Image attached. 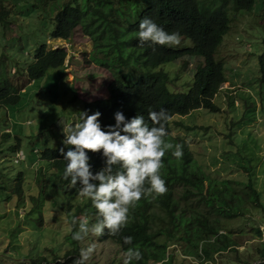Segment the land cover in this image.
<instances>
[{
	"label": "trees",
	"instance_id": "obj_1",
	"mask_svg": "<svg viewBox=\"0 0 264 264\" xmlns=\"http://www.w3.org/2000/svg\"><path fill=\"white\" fill-rule=\"evenodd\" d=\"M29 2L34 3L33 0ZM258 2L260 5H257ZM17 4L22 8L25 3L24 0H17ZM39 4L45 12L46 8L49 10L48 17L53 24L49 38L68 40L75 30L80 29L92 42L91 61L111 74V82L106 87L107 96L83 103L84 112L88 115L101 114L98 121L105 131L108 126L115 125L117 112L123 114L125 122L142 115L149 127L153 126L148 117L150 111L164 110L171 119L198 109L219 112L214 99L227 79L224 63L215 57L232 20L245 12L256 11L264 31V0H132L131 8L126 0H39ZM7 13L5 9L1 11V23L5 22ZM145 18L151 19L169 34L179 32L180 45H140L138 25ZM262 42L264 45V37ZM33 56L29 64L24 62V65L20 64L23 68H17L19 72H25L30 82L39 80L50 69L63 67L67 53L62 48L47 50L46 45H41L35 49ZM193 57H200L202 64L196 66L191 86L183 93L171 92L168 85L173 80L159 67ZM188 66L185 60L182 68ZM258 66L261 95L264 93V51L258 57ZM9 74L7 63L0 59V108L20 102L19 91L10 82ZM169 121L165 139L174 145H182L183 157L177 160L169 151L163 158L162 179L168 189L166 195L155 200L142 198L130 210V222L119 236H110L105 230L103 236L97 237L101 243L109 241L119 246L123 256L129 247H138L142 259L133 264H161L162 261L174 264L175 251H168L170 246L177 244L182 246L185 256L198 261L203 259L204 254L228 253L237 246L231 236L241 233L244 228L236 233L233 229L224 232V223L237 218L249 219L246 215L250 214L252 208L264 212L261 194L251 179L245 182L218 180L206 175L196 164L188 142L172 136ZM64 140V136H60L53 147L45 148L40 153L37 151L39 161L46 162L45 170L48 171L43 181L42 168L34 177L35 184L43 190L44 195L28 196L27 199L32 207L36 206L41 217L44 204L50 203L47 199L49 194L51 206L66 212L70 225L67 240L80 242L72 239V235L78 231L79 222H88L98 216L91 201L79 195V182L73 188L70 180L63 179L67 162L60 149L63 148L65 153L74 150L65 145ZM87 155L93 175L105 167L102 153L88 152ZM18 162L14 159L15 164ZM23 178L22 174L16 177L9 196L10 199L11 196L16 197L18 204L26 200L22 189ZM40 183H44V186H40ZM69 187L71 191L67 193ZM50 192L56 196H51ZM73 217L77 220L76 225L71 224ZM251 231L261 235L259 228H252ZM129 236L132 237V244L126 245L123 238ZM255 253L252 263L264 264V241ZM74 255L79 257L74 251H69L65 258ZM71 257L64 264H73L75 259ZM236 260L238 264L242 263L240 258Z\"/></svg>",
	"mask_w": 264,
	"mask_h": 264
},
{
	"label": "rangeland",
	"instance_id": "obj_2",
	"mask_svg": "<svg viewBox=\"0 0 264 264\" xmlns=\"http://www.w3.org/2000/svg\"><path fill=\"white\" fill-rule=\"evenodd\" d=\"M29 1L24 0L22 9L17 0H0V14L3 9L8 11L5 22H0V59L7 63L10 82L20 94L18 104L0 108V264H64L71 257L65 258L67 252L80 255L81 249L93 243L96 249L85 264H122L123 253L112 242L101 243L92 234L80 242L67 240L70 225L66 212L51 206L49 194L50 203L44 204L41 217L27 199L44 195L34 179L40 168L41 181L48 172L46 162L39 161L38 154L53 147L62 134H68L65 129L78 122L84 102L105 98L111 82L109 71L91 61L93 48L88 36L77 29L68 40L49 38L53 28L49 10L46 8L45 12L39 0ZM126 3L132 7V0ZM258 18L256 11H250L232 20L218 49L215 58L224 63L227 79L214 99L219 112L194 110L185 116H174L168 125L172 136L188 142L196 164L206 175L218 180L251 179L264 204V93L259 94L258 83V57L264 51V31ZM188 44L191 45L189 41ZM41 45H46L47 50L62 48L67 57L62 68L50 69L39 80L30 82L25 72L17 68L24 62L29 64ZM185 60L189 63L187 69L182 68ZM185 60L159 67L173 80L168 85L171 92H186L196 66L202 64L200 57ZM18 150L25 159L15 164ZM19 174L24 175L22 189L26 200L18 204L16 197L9 196ZM44 190L47 192L46 186ZM70 191L71 187L67 193ZM50 194L56 196L54 192ZM262 216L263 211L252 208L246 215L249 219L224 223V232L233 229L236 233L244 228L231 236L237 246L228 253L204 254L198 261L185 256L179 244L170 246L168 253L175 251L174 264H238L236 258L241 259V264H253L255 250L264 241ZM97 219L92 218L89 225ZM252 228H259L261 235L251 231Z\"/></svg>",
	"mask_w": 264,
	"mask_h": 264
},
{
	"label": "clouds",
	"instance_id": "obj_3",
	"mask_svg": "<svg viewBox=\"0 0 264 264\" xmlns=\"http://www.w3.org/2000/svg\"><path fill=\"white\" fill-rule=\"evenodd\" d=\"M138 28L140 45L147 43L178 47L181 43L179 32L169 34L151 19L141 20ZM100 115L99 112L92 115L82 112L78 122L65 129L68 134H62L65 138L63 143L74 149L66 153L63 148L60 149L67 162L63 179L70 180L73 188L79 182V195L91 201L98 216L97 221L91 225L87 220L79 222L78 231L72 235L74 241H83L89 234L103 236L105 230L110 236H119L130 222V210L142 198L155 200L166 195L168 189L162 179L166 153L171 151L177 160L183 157L182 145H174L165 139L168 135L166 125L171 119L166 111L148 113L152 127H149L142 115L125 122L123 114L117 112L115 125L108 126L106 131L98 121ZM184 128L188 130L189 127ZM88 152L102 153L105 158V167L95 175L90 171ZM24 159L18 150L15 160ZM117 167L119 170L114 171ZM71 224H77L76 218H71ZM123 242L131 245L132 237H124ZM95 249L94 243L81 249L79 258L73 264H85ZM124 257L123 264H133L142 259V254L138 247H129Z\"/></svg>",
	"mask_w": 264,
	"mask_h": 264
}]
</instances>
